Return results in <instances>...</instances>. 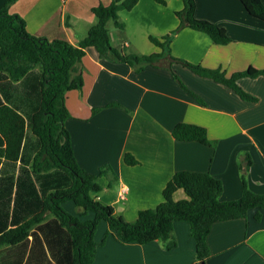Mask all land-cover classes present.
<instances>
[{
  "label": "crops",
  "instance_id": "crops-1",
  "mask_svg": "<svg viewBox=\"0 0 264 264\" xmlns=\"http://www.w3.org/2000/svg\"><path fill=\"white\" fill-rule=\"evenodd\" d=\"M7 1L0 0V8ZM109 2L13 0L7 7L25 20L29 33L77 44L97 20L91 7ZM182 7V0H138L130 9H120L123 27L107 22L111 44L127 53L161 51L149 36L161 37L175 29L179 24L176 11ZM195 15L223 27L230 40L215 43L207 33L183 26L171 39V55L220 68L227 75L249 66L264 68V20L251 15L240 0H195ZM171 69L201 100L183 89L165 66L146 64L135 71L127 63L99 58L91 46L82 57V87L65 94L70 116L64 125L74 156L82 168L95 174L102 164L111 165L116 178L110 171L99 176L102 188L96 196L127 220L161 202L166 182L179 170L209 172L219 178L221 200L240 197L243 180L251 190L264 193V75L237 80L257 97L249 101L181 63H173ZM178 122L203 126L214 143L174 138L171 130ZM125 152L138 162L125 163ZM186 197L183 188L172 193L174 200ZM66 208L78 214L77 207ZM255 210L211 225L207 234L211 255L206 264H264V210L258 220ZM88 212L83 214L87 219L91 217ZM107 230V222L100 220L94 239L100 241ZM172 239L175 246L167 250L161 240L120 242L108 232L90 264H196L188 222H174Z\"/></svg>",
  "mask_w": 264,
  "mask_h": 264
},
{
  "label": "trees",
  "instance_id": "trees-1",
  "mask_svg": "<svg viewBox=\"0 0 264 264\" xmlns=\"http://www.w3.org/2000/svg\"><path fill=\"white\" fill-rule=\"evenodd\" d=\"M11 1L0 8V264H90L108 232L120 242L161 240L169 250L175 246L172 231L177 220L189 224L195 242V263L201 260L206 264L211 255L207 234L214 222L245 217L253 208L254 218L260 219L264 193L251 190L246 181L243 180L240 197L221 200L219 178L209 172L179 170L166 182L161 202L140 209L135 219L127 220L96 196L102 188L99 176L110 171L116 178L111 165L102 164L97 174L82 168L64 125L70 116L65 94L82 87V57L89 46L99 58L127 63L135 71L146 64L165 66L180 86L199 100L200 96L171 69L173 63L227 85L245 100H257L237 80L264 75V68L249 66L227 75L220 68L171 55V39L183 26L207 33L215 43L230 40L223 27L195 15V0H182V9L176 11L179 24L175 29L161 37L149 36L161 47V51L150 54L124 52L110 40L107 22L112 20L122 28L118 11L130 9L138 0L93 5L91 11L97 20L77 44L29 33L25 20L8 10ZM240 1L251 15L264 20L262 0ZM108 105L123 107L117 102ZM171 133L176 139L214 143L207 138L206 129L195 123L178 122ZM123 160L130 165L138 162L129 152L124 153ZM177 188H183L187 197L174 200L172 193ZM68 200L78 208L79 215L91 211L93 217L81 221L62 207ZM100 220L107 222L108 230L96 241L94 233Z\"/></svg>",
  "mask_w": 264,
  "mask_h": 264
},
{
  "label": "rangeland",
  "instance_id": "rangeland-1",
  "mask_svg": "<svg viewBox=\"0 0 264 264\" xmlns=\"http://www.w3.org/2000/svg\"><path fill=\"white\" fill-rule=\"evenodd\" d=\"M67 205H72L73 208H74V207L76 208V206L74 205V203H73L72 201L64 202V203H62V207H63L65 210H67V211H69V210L66 208ZM65 206H66V207H65ZM69 212L72 213L71 210H70ZM88 213L91 214V217H90V218H92V217H93L92 213H91V212H88ZM72 214H74V213H72ZM74 215L78 216V218H79L81 221H84V220L87 219L84 215H83V216H79L77 213L74 214Z\"/></svg>",
  "mask_w": 264,
  "mask_h": 264
},
{
  "label": "built area",
  "instance_id": "built-area-1",
  "mask_svg": "<svg viewBox=\"0 0 264 264\" xmlns=\"http://www.w3.org/2000/svg\"><path fill=\"white\" fill-rule=\"evenodd\" d=\"M123 194H124V189H122V190L120 191V195L123 196Z\"/></svg>",
  "mask_w": 264,
  "mask_h": 264
},
{
  "label": "water",
  "instance_id": "water-1",
  "mask_svg": "<svg viewBox=\"0 0 264 264\" xmlns=\"http://www.w3.org/2000/svg\"><path fill=\"white\" fill-rule=\"evenodd\" d=\"M199 264H203V261L200 260V261H199Z\"/></svg>",
  "mask_w": 264,
  "mask_h": 264
}]
</instances>
